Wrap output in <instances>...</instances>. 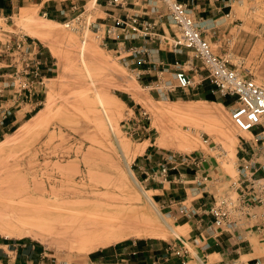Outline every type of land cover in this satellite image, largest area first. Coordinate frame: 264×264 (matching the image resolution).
<instances>
[{
    "label": "rangeland",
    "instance_id": "1",
    "mask_svg": "<svg viewBox=\"0 0 264 264\" xmlns=\"http://www.w3.org/2000/svg\"><path fill=\"white\" fill-rule=\"evenodd\" d=\"M124 1L130 8L149 2ZM42 2L46 3L41 5ZM72 3L80 8L78 13L71 11ZM231 5L223 9L222 19L218 16L217 22L204 23L203 35L216 55L264 85V0H237ZM148 7L146 12L151 8ZM45 8L49 9L46 17ZM56 8L63 9L64 14L56 12ZM124 14L120 6L107 5L106 1L97 0L95 4L94 0H36L24 8L16 7L0 19V49L10 40L25 38L35 42L51 61L41 104L35 109L27 105L16 109V114L0 129V143L5 142L0 147V212L22 216L37 207L56 205L52 198L58 197L66 220L61 226L52 224L54 230L45 234V241L32 235L11 240L39 244L51 264H85L93 252H85L74 244L70 233L80 220L109 214L133 224L139 219L147 224L151 221L146 226L139 225L141 222H135L133 227L128 224L126 229L160 234L158 238L133 236L118 244L136 241L168 247L176 243L179 249L189 252L182 258L187 264H215L221 261L215 253L231 247L229 236H223L221 244L214 243L212 249L203 252L206 241L196 240L197 234L191 232L196 220L188 219L186 214L192 206L198 208L214 197L234 193L237 169L244 156L241 148L244 140H252V136L240 132L231 120L234 99L214 94L208 79L194 90H177L169 98L162 96L155 83L157 76L175 82L173 75L177 70L161 68L148 74L136 71L141 58L129 56L123 46L118 49L114 44L117 42L107 37L105 26L98 27L117 25L111 16L119 18ZM146 19L152 21L153 14L149 13ZM41 27L54 29L44 41L37 36ZM176 30L168 25L166 32L174 35ZM159 32L163 33L162 29ZM143 44L142 39H134L127 42V49ZM156 48L169 51L165 43L158 42ZM148 49L152 50L149 45ZM197 64L198 74L190 75L198 82L200 75L205 77L206 73L200 70L201 63ZM156 73L155 82L146 81V76L151 78ZM233 151L235 157L231 158ZM147 152L153 153L149 160H145ZM169 154L203 157L200 174H209L213 184L217 182L210 194L201 198V194L191 191L192 185L185 183L172 184L170 189L165 185V194L156 192L164 186L147 180L143 172L151 173ZM144 164L148 165L146 169L141 168ZM259 175L264 176V167ZM50 185L62 194H44L43 188L50 191ZM144 194L151 197L154 206ZM169 227L181 234H171ZM242 247L243 263L257 258L264 264L262 236L250 232Z\"/></svg>",
    "mask_w": 264,
    "mask_h": 264
},
{
    "label": "built area",
    "instance_id": "2",
    "mask_svg": "<svg viewBox=\"0 0 264 264\" xmlns=\"http://www.w3.org/2000/svg\"><path fill=\"white\" fill-rule=\"evenodd\" d=\"M99 1H106L110 6H120L125 11L122 17L111 16L117 25L103 24L98 27L101 29L105 26L107 37L117 42L118 49L123 46L129 56L140 57L138 63L146 64L150 61L151 50L148 45L158 42L167 44L171 52L182 53L185 49L192 53L194 60L201 63L200 70L204 71L206 76L200 75L198 82L196 77L191 76L189 70L179 63L176 64L177 71L173 75L175 82L158 75L155 83L160 87L162 96L169 98V95L177 90H194L208 79L214 86V94L234 99L230 110L231 120L240 132L252 136V140H244L245 149L241 148L244 156L237 169L238 178L234 183V193L214 197L213 201L208 204L201 203L198 208L192 206L186 216L196 220V240L206 241L202 247L203 252L212 249L213 241L221 244L220 239L229 236L231 247L223 256L220 255L221 261L215 264H241L242 245L246 243L250 232L264 238V176L259 175L264 167L261 162L264 158V85L243 75L233 68L227 59L214 53L211 43L203 35V19L198 18L193 8H190L194 5L193 0L189 3L180 0H149L148 4H134V8H130L128 1L124 0ZM225 1L231 7V2L237 0ZM148 6L151 8L146 12ZM79 9L72 3L73 13H78ZM149 13L154 16L152 21L146 19ZM168 25L177 29L174 35L167 34ZM161 29L163 33L159 32ZM122 35L124 41L120 42ZM134 39H142L144 44L140 48L131 46L127 49L125 43ZM40 56L37 44L25 38L10 40L0 49V57L4 58L0 61V129L16 114V109L25 105L35 109L41 104L48 81L49 66ZM164 69L170 70L169 67ZM203 162L204 158L199 154H169L154 166L155 169L151 173H143L147 175V180L161 184H190L193 186L191 191L201 194L200 197L204 198V194H210L209 190L216 186L217 182L213 184L209 174H200ZM147 166L144 164L141 168L146 169ZM233 239L236 241L232 242ZM166 252L169 257L181 259L186 258L189 253L179 249L176 243L169 245ZM233 253H236V256H231ZM118 264L130 263L120 261Z\"/></svg>",
    "mask_w": 264,
    "mask_h": 264
},
{
    "label": "crops",
    "instance_id": "3",
    "mask_svg": "<svg viewBox=\"0 0 264 264\" xmlns=\"http://www.w3.org/2000/svg\"><path fill=\"white\" fill-rule=\"evenodd\" d=\"M33 1L36 0H0V19L13 13L16 7L20 9L24 8V5ZM205 1H208V4H206ZM205 1L193 0V10H196V12L194 13L197 14L199 18H202L204 23L206 22V24H213L217 22L218 20H216L215 18L221 16L224 8L229 7V4H227L226 1L224 2V0ZM45 3L46 2H42L41 5H44ZM48 8H45V14L47 15L49 11ZM56 12L61 15L64 14L63 9L60 8H56ZM125 45L127 47V42L125 43ZM149 46L152 49L150 51V61L146 62V64H136V71L148 74L152 73L153 71L160 70L161 68L164 69L166 67H169L170 70H173L177 69L176 64L179 63L186 70H189V74H192L193 72L198 73V64L196 65V62L199 61H196L192 58L191 52L185 49H183L182 53H175L166 50L164 51L162 48L157 49V44L154 45L152 43ZM153 47H155V49H153ZM40 54L43 62L49 65L51 63L50 58L44 56V53L41 50ZM131 64H135V62H131ZM155 75H157V73L151 74V78H148L149 76H146V81H148L149 83L155 82ZM145 155V160H147L153 156V153L148 154L147 152L145 153ZM156 183L164 186L160 190L154 189L156 192L162 191V194H165V191H168L165 185H168L170 189L172 188L171 186L173 184H161L158 182ZM171 190L175 192L174 189ZM191 232L197 233L196 224L193 225ZM11 240V238H6L0 235V264H51L49 260H47L46 254L39 244H35L30 240H18L16 242H12ZM213 242L212 244L214 245ZM166 248L167 247L162 246V244H152L150 246L148 243L143 244V242H125L123 244L114 246L110 250H101L91 253V255L88 256L85 264H118V262L120 261H125L130 264H187L181 258L169 257V254L166 252ZM225 251H220L215 254L223 256ZM241 264H261V261L257 258H252L246 263H243L241 261Z\"/></svg>",
    "mask_w": 264,
    "mask_h": 264
},
{
    "label": "bare ground",
    "instance_id": "4",
    "mask_svg": "<svg viewBox=\"0 0 264 264\" xmlns=\"http://www.w3.org/2000/svg\"><path fill=\"white\" fill-rule=\"evenodd\" d=\"M94 3L96 4L97 0H94ZM52 32H54V29L51 27H41L38 29L37 36L41 40L44 41L46 38L51 36V34H53ZM194 103L199 104V102H194ZM38 115H40V113ZM4 145H5V142L0 143L1 148ZM234 157H235V152L233 151L231 154V158H234ZM135 184L137 183L135 182ZM50 186H51L50 191L47 189V187H44L42 192L44 194H62V193H56L55 192L56 188L52 185ZM38 193L39 192H34V194H38ZM50 196H53V195H50ZM144 197L149 203L153 205V201L149 195L144 194ZM52 199L55 201L56 205L52 203V204H48L47 206L37 207L33 210H29L28 212H26L27 214L22 215V216L16 215L15 212L5 213V214L0 212V235L6 238H11V239H22L24 237L32 235V236L40 238L42 241H45L46 240L45 234H50L54 230L52 229L51 225L60 224L61 226V224H63L66 220L62 216L64 214L60 208L63 204L59 202L58 197L56 195ZM111 215L110 214L103 215L102 217L93 215L91 217H87V219L84 221L80 220L81 222L80 221L78 222V226L74 228L72 232L70 230L71 232L70 237L73 238L72 242L74 244H79L85 252L91 253V252L99 251L102 248H108V247L114 246L122 241L128 240L129 238L133 236L139 237V238H142L143 236H147L150 238H158L160 235L158 233H154L155 231L153 232L151 230H150L151 232L150 231L142 232L140 229L139 230L137 229L135 231L126 229V226L128 224L129 226L130 225L132 226L133 223L131 220L123 221L124 218H122L121 220L119 216L114 217L116 215L114 216H111ZM121 216L123 215L121 214L120 217ZM129 216H132V215H129ZM128 219H130V217ZM140 220L141 219H139V221L137 220L138 222L135 221L136 224L143 221V220L141 221ZM135 222L133 225L136 226ZM145 223L146 222L144 223L141 222V224L139 223V225H144ZM153 223H155V221ZM150 224H151V221H150ZM48 226L49 228H47ZM138 227L140 228L142 226H138ZM147 228H145V230ZM169 231L171 232V234L175 236H179L181 234L180 231H177L172 227H169Z\"/></svg>",
    "mask_w": 264,
    "mask_h": 264
},
{
    "label": "trees",
    "instance_id": "5",
    "mask_svg": "<svg viewBox=\"0 0 264 264\" xmlns=\"http://www.w3.org/2000/svg\"><path fill=\"white\" fill-rule=\"evenodd\" d=\"M207 100H214L213 98H211V97H207L206 98ZM225 103V102H224Z\"/></svg>",
    "mask_w": 264,
    "mask_h": 264
}]
</instances>
